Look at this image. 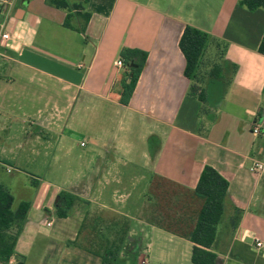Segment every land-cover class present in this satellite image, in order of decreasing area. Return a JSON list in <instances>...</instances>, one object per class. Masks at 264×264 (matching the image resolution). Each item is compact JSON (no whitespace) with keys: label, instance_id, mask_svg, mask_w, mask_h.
<instances>
[{"label":"crops","instance_id":"1","mask_svg":"<svg viewBox=\"0 0 264 264\" xmlns=\"http://www.w3.org/2000/svg\"><path fill=\"white\" fill-rule=\"evenodd\" d=\"M84 12L89 22L74 11L73 28L65 26L68 11L48 0H18L12 13L0 62V168L45 177L0 178L13 211L31 203L10 264L21 257L23 264H104L87 246L89 222L103 211L90 204V188L110 201L112 188L156 178L193 194L206 166L229 183L216 263L264 264V172L250 169L264 162V9L250 11L240 0H90ZM187 26L209 35L199 70L205 103L189 95L180 48ZM124 49L147 54L128 105L120 103L128 68L116 66ZM214 65L221 79L209 76ZM61 173L59 183L47 179ZM62 192L79 198L64 218L56 214ZM149 226L164 248L166 234L176 238L171 245L192 264V242ZM150 263L185 264L179 257Z\"/></svg>","mask_w":264,"mask_h":264},{"label":"trees","instance_id":"2","mask_svg":"<svg viewBox=\"0 0 264 264\" xmlns=\"http://www.w3.org/2000/svg\"><path fill=\"white\" fill-rule=\"evenodd\" d=\"M90 0H78L71 3L69 0H48L52 7L68 11L65 26L73 28L71 20L75 16L85 22H89L91 15L84 12ZM240 4L250 11L264 9V0H240ZM84 32V28L79 29ZM209 35L192 26H187L180 41V48L186 59V76L192 81L189 95L206 102L205 90L202 87L203 77L200 76L201 58ZM259 51L264 55V38ZM126 67L128 68L121 83L120 103L128 105L132 99L136 85L145 65L147 54L139 50L124 49L121 52ZM211 78L221 79L223 77L222 67L214 65L209 73ZM229 183L218 171L206 166L201 174L199 183L193 195L202 200V207L197 215L194 228L181 237L194 244L191 263L192 264H217V253L214 245L217 239L218 226L221 223L225 211ZM79 198L73 194L62 192L56 207L59 217H67ZM14 197L8 189L0 185V264H9L15 255V248L19 234L26 223L28 213L31 209L30 202H23L16 211H13ZM239 215V214H238ZM17 230V232H15ZM117 257V251L108 250L107 256L103 257L104 264H112Z\"/></svg>","mask_w":264,"mask_h":264},{"label":"rangeland","instance_id":"3","mask_svg":"<svg viewBox=\"0 0 264 264\" xmlns=\"http://www.w3.org/2000/svg\"><path fill=\"white\" fill-rule=\"evenodd\" d=\"M77 143L74 152L78 156L81 152L80 138ZM44 175L45 172L38 169L15 171L7 175L0 168V178L5 177L9 181L20 177L27 178V182L31 183L34 179H44ZM47 179L59 183L63 176L62 173L55 174ZM96 189L90 188L91 195L87 198L92 200L90 204L99 208L102 206L103 211L98 219H92L89 222L88 248L103 257L107 256L108 250L117 251V257L112 264H147L164 257H179L185 264L187 263L186 251L177 253L175 246L171 245L177 239L171 237V234H166L169 240L166 242L168 247L164 248V244L158 239L159 231H154L155 229L149 225H159L176 235L188 233L195 226L197 215L203 204L202 200L190 192L156 178H151L149 183L145 179L143 186L118 187L116 190L112 188L111 203L100 191L97 194ZM74 190L75 193H80L79 188ZM102 190L105 192L109 189L101 188ZM127 193L133 194L132 208H130V198L127 199ZM17 199H19L18 196ZM133 211L136 213H130ZM139 211L143 213L137 214ZM133 222L135 226L130 230Z\"/></svg>","mask_w":264,"mask_h":264},{"label":"built area","instance_id":"4","mask_svg":"<svg viewBox=\"0 0 264 264\" xmlns=\"http://www.w3.org/2000/svg\"><path fill=\"white\" fill-rule=\"evenodd\" d=\"M18 0H0V62L6 58L4 49L8 46L9 41L11 40V33L9 29L10 22L12 20V13L16 6ZM118 68L124 67V61L122 59L116 62ZM252 133L255 136H259L263 133V129L259 123H255L252 128ZM84 146V144H82ZM250 169L256 173L264 172V162L254 163ZM7 172L11 173L12 169L7 168ZM50 225V224H48ZM258 248L262 247L263 244L258 242L256 244ZM10 264V263H9Z\"/></svg>","mask_w":264,"mask_h":264},{"label":"water","instance_id":"5","mask_svg":"<svg viewBox=\"0 0 264 264\" xmlns=\"http://www.w3.org/2000/svg\"><path fill=\"white\" fill-rule=\"evenodd\" d=\"M15 232H17V230H15ZM19 260H20V261H19L18 264H23V262H24V258L21 257V258H19Z\"/></svg>","mask_w":264,"mask_h":264}]
</instances>
